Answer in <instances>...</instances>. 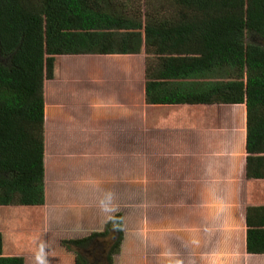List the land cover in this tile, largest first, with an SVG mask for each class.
I'll list each match as a JSON object with an SVG mask.
<instances>
[{
	"label": "trees",
	"instance_id": "trees-1",
	"mask_svg": "<svg viewBox=\"0 0 264 264\" xmlns=\"http://www.w3.org/2000/svg\"><path fill=\"white\" fill-rule=\"evenodd\" d=\"M169 1L172 6L161 9L165 13L160 19L147 18L152 24L144 25L141 18V23L126 21L113 12L109 0H0V54L9 62L0 66V264H39L38 259L49 262L61 256L70 257V264H111L113 255H122V242L132 236H145L148 242L133 250L155 257L149 264H264V49L249 41L264 37V0ZM109 10L116 17L106 16ZM92 23L100 30L89 31ZM112 28H128L129 35L143 34L154 42L159 67L145 73L142 92L154 88L150 96L158 103L160 122L172 112L192 125H205L209 129L205 136H213L183 135L179 125L159 122V137L150 143L157 148L143 152L140 159L147 188L129 194L133 189L129 187L123 191L124 199L114 191L115 185L100 186L102 195L97 192L87 200L80 188L52 194L41 184L44 138L34 134V126L42 122V84L37 76L32 78L24 99L10 88L26 87L27 75H38L42 65L43 76L58 66L65 71L67 85L76 84L77 71L70 69L63 54L79 51L86 64L91 60L86 51L101 49L106 42L87 41V35L102 33L111 41ZM123 48L128 52L126 45ZM195 58L203 80L195 76ZM91 71L97 88L105 90L100 66L92 63ZM22 74L25 77L18 80ZM166 82L173 84L172 90L160 87ZM25 102L33 108L15 107ZM69 113L63 112L58 125L73 124L65 121ZM51 118L57 116L51 113ZM146 133L151 139L152 133ZM60 134L63 137H49L54 151L75 145L71 137ZM103 138L99 145H112L110 137ZM82 157L86 160L85 154ZM104 199H111L113 206L101 233L82 231L76 237L71 234V240L65 235L45 237L37 252L23 250L24 239L41 240L50 232L38 227L44 205L78 203L88 206L85 213ZM218 221L222 226L215 228Z\"/></svg>",
	"mask_w": 264,
	"mask_h": 264
},
{
	"label": "rangeland",
	"instance_id": "rangeland-1",
	"mask_svg": "<svg viewBox=\"0 0 264 264\" xmlns=\"http://www.w3.org/2000/svg\"><path fill=\"white\" fill-rule=\"evenodd\" d=\"M109 1L113 2V12L122 14L126 21L131 19L141 23V20L138 19L141 18L144 25L152 24L151 20L149 21L147 18L160 19V16L165 13L161 9H169L172 6L169 0ZM154 9H156V12ZM113 12L109 10L105 15L116 17ZM112 23L117 25L115 21ZM96 25L99 24L92 23L91 28L88 27L89 31L93 29L100 30ZM153 26L160 27L159 24ZM143 28L146 29L145 27ZM111 31L112 42L108 41L107 36L102 33L98 34V37L87 35V41L102 39L106 42L100 45L101 49L92 48L91 51H86L91 57V60H86V64H83L84 60L79 58V51L72 53L66 51L67 53L63 54V56L68 57L70 69L77 71L74 79L76 84L70 82L67 85V76L64 75L65 71L58 66L51 74L43 76L45 65H42L40 66L41 69H38V75L35 73L27 75L29 80L24 84L26 87L22 86L20 88L16 85H11L10 90L14 91L17 97L24 99V89H30V84L34 81L32 78L37 76V79L42 84L40 94L43 97V115L41 114L39 117L42 122L40 125L34 126V129H36L34 134L36 137L44 138V178L41 184L44 190L50 191L52 194L57 189L61 190L66 187L80 188L81 192L83 191V195H87V197L82 199L87 200V198L98 195L97 192L100 186L115 185L114 191L116 189V193L124 199L123 191L129 187H133L128 192L129 194L138 188H147L143 182V177L145 178L146 175L144 176L141 172L140 159L143 152L152 153L154 151L152 149L157 148L155 145H150V143H153L154 137L156 139L159 137V135L157 136L156 128L160 124H156L160 122V116H158L159 111H156L158 103H152V96H150L155 94L154 88L150 87L146 90V94L149 95L147 97L144 91L142 92V82L146 78L144 77L145 73H153L158 69L159 56L157 55V48H155L154 42L150 41L147 36L143 34L129 35L132 30L128 28H112ZM249 41L260 45L264 49V37L253 36L252 38L250 37ZM124 45L127 46L128 52L123 48ZM107 46L111 48L108 49ZM82 57L83 55H81ZM176 58H180V56ZM92 63L100 66L101 74L99 77L106 80L105 90L98 89L94 83V71H91ZM193 64L195 76L199 80H203L196 68L199 60L193 59ZM8 65V57L0 54V66ZM50 75L52 76L48 78ZM24 77V74H22L18 80ZM0 78L3 79L2 72H0ZM191 82L195 85H200V83ZM171 85L173 84L166 82L160 84V87L172 90ZM1 88L3 87L0 83ZM13 104L7 103L6 105ZM111 105L114 107L110 108ZM15 107H26L27 110L33 108L26 102L25 105L16 103ZM65 110L68 113L69 111L71 112V116L70 113L66 115L68 118L65 121L68 124L75 123L79 125H58L57 122L62 123V114ZM51 113L57 118H51ZM183 119V116L169 112L168 118L160 123L162 125H190L189 122ZM94 121L98 124L94 123ZM51 122H53V125H51ZM148 125H153V130H151L152 127L147 130ZM145 132H147V135L152 133L150 135L151 139L145 138L143 135ZM60 133L71 137V140L75 141V145L69 146V148L64 146L59 151H54V148L49 144V137H53V134L63 137ZM61 137L58 138L62 139ZM103 137H110L108 140H113V142L111 141L113 146L107 144L106 146L99 145L101 140L104 139ZM83 154H85L86 160H83ZM90 156L99 157L98 161L89 160ZM101 160L104 162H100ZM98 171H101L108 178L102 179ZM111 180L118 181L117 185L112 183ZM100 194L102 195V193ZM58 196L62 197V195ZM106 199L102 202L94 203L90 208L92 211L85 213L83 212L88 206L78 203L70 205L62 202V204L59 203L58 205H52V203L44 205L42 208L43 215L40 218V222H38V227L41 232L43 229L50 232L41 237V240H38V237L35 238L36 240L31 238L24 239L22 242L23 250L37 252L40 250L38 243L43 244L42 241L45 237L51 240L55 237H60L59 235H65L69 237L67 240H71L74 239L71 234L76 237L82 231L89 235L101 233L106 221L110 219L112 214L108 209L113 206V203L111 204V199ZM221 226V222L218 221L215 228H220ZM141 233H145V228L141 230ZM132 237L126 241L128 244H125V241L122 242L121 246L126 247L127 250L123 247L122 255H113L111 264H148L147 261L145 263L142 249L140 250L141 253L133 250L134 247L138 248L143 245V241H146L144 239L145 236H138L137 239H135V236ZM105 246L106 243H103L102 256L106 255ZM95 255L96 253H93L92 259L95 258ZM108 256L109 253H107V260ZM44 260L45 257L38 259L39 264H70L71 262V258L68 256H61L60 262L53 263L51 260L49 262ZM99 264H107V262L101 261Z\"/></svg>",
	"mask_w": 264,
	"mask_h": 264
},
{
	"label": "crops",
	"instance_id": "crops-1",
	"mask_svg": "<svg viewBox=\"0 0 264 264\" xmlns=\"http://www.w3.org/2000/svg\"><path fill=\"white\" fill-rule=\"evenodd\" d=\"M189 127V129L187 130V128ZM181 127V129H182V131H183V135H195V137L197 136V138L198 137H201V138H203V137H208V138H210V136H213V135H210V136H205V134L208 132L209 133V129L207 128V127H205V125H192L191 123H190V125H182V126H180ZM204 148V147H203ZM47 250H49V246H47L46 245V247H45V255H48V252H47ZM51 254H53V252H50ZM62 254V252L61 253H58V254H55L56 256H59V255H61ZM54 255V256H55ZM143 256H144V258H145V263H146V261H147V263L149 264V261L152 259H155V257L154 258H149V256L150 255H146V254H143ZM55 258V257H54ZM54 258H52L51 259V261H53V263L54 262H60V258L61 257H59V258H56V259H54ZM46 259V258H45ZM46 261L48 262V260L46 259Z\"/></svg>",
	"mask_w": 264,
	"mask_h": 264
}]
</instances>
